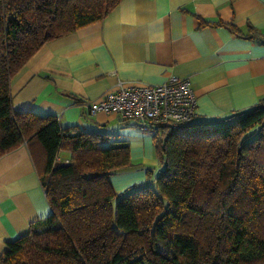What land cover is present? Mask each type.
<instances>
[{
    "label": "trees",
    "instance_id": "trees-1",
    "mask_svg": "<svg viewBox=\"0 0 264 264\" xmlns=\"http://www.w3.org/2000/svg\"><path fill=\"white\" fill-rule=\"evenodd\" d=\"M120 1L0 0V157L26 142L51 207L0 264H264V98L153 124L162 166L123 193L110 176L133 165L127 141L15 107L11 81L31 57Z\"/></svg>",
    "mask_w": 264,
    "mask_h": 264
},
{
    "label": "crops",
    "instance_id": "crops-1",
    "mask_svg": "<svg viewBox=\"0 0 264 264\" xmlns=\"http://www.w3.org/2000/svg\"><path fill=\"white\" fill-rule=\"evenodd\" d=\"M170 76L190 80L199 118L258 103L264 98V0H121L103 20L45 43L14 75L11 90L17 109L127 141L133 165L110 176L123 193L160 170L154 134L113 111L91 115L87 104L120 82L158 84ZM71 157L62 150L58 158ZM50 213L24 142L0 157V256Z\"/></svg>",
    "mask_w": 264,
    "mask_h": 264
},
{
    "label": "built area",
    "instance_id": "built-area-1",
    "mask_svg": "<svg viewBox=\"0 0 264 264\" xmlns=\"http://www.w3.org/2000/svg\"><path fill=\"white\" fill-rule=\"evenodd\" d=\"M91 115L113 111L121 117L134 119L143 131L156 133L153 124L187 122L197 115V96L188 78L170 76L158 84L126 85L109 90L87 104Z\"/></svg>",
    "mask_w": 264,
    "mask_h": 264
},
{
    "label": "rangeland",
    "instance_id": "rangeland-1",
    "mask_svg": "<svg viewBox=\"0 0 264 264\" xmlns=\"http://www.w3.org/2000/svg\"><path fill=\"white\" fill-rule=\"evenodd\" d=\"M144 131L142 130V133H143Z\"/></svg>",
    "mask_w": 264,
    "mask_h": 264
}]
</instances>
